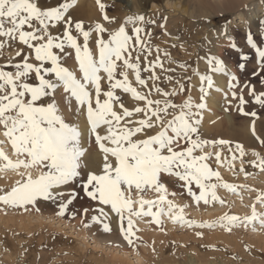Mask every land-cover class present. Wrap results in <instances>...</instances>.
Returning a JSON list of instances; mask_svg holds the SVG:
<instances>
[{
	"label": "snow or ice",
	"instance_id": "6c2138e0",
	"mask_svg": "<svg viewBox=\"0 0 264 264\" xmlns=\"http://www.w3.org/2000/svg\"><path fill=\"white\" fill-rule=\"evenodd\" d=\"M96 2L103 20L113 23L114 19L105 11V4L101 0ZM75 4L76 0H59L55 5L47 0H0V37L18 40L28 49L17 51L22 57L19 62L0 65V127L17 156L13 162L0 147V161L4 162L0 172L12 170L21 176L10 190L0 189V204L27 211L30 205L36 207L38 201L51 202L58 208L57 215L75 217V203L83 195L97 205L108 206L107 211L105 207H98L97 214L90 217L91 222L103 223L101 217L107 219L114 213L129 245H133L135 236L133 216L152 217L157 225L161 223L160 216L166 214L174 223L189 227L220 226L231 231L238 223L246 222L247 225L255 221L264 227V214H258L255 208L250 217L225 214L216 223L208 224L186 220L183 208L176 214V206L167 198L165 178L183 182L181 187L187 189L188 196L197 204L201 201L208 204L211 200L223 205L225 201L217 196V187L233 193L237 191L234 185L226 182L222 185L209 183L213 178L220 181L222 177L207 163L212 154L204 152L210 144L229 145L228 151L232 152L231 142L200 138L201 110L206 104L194 102L191 96L179 104L170 99L184 93L183 83L177 80L178 88L173 87L171 91L157 84L160 77L155 69L163 68L159 49L156 60L141 67V55L145 58L151 55V49L144 42L143 25L154 23L153 20L133 14L117 30L109 31L100 22L86 26L83 21L74 20L70 10ZM261 23L264 25V21ZM128 25L132 26L131 34ZM224 36L228 47L239 55L236 71L216 55L209 54L202 59L206 60L211 73L228 78L229 91L224 92V98L229 106L231 101H237V110L242 115L259 118L256 111H245L244 106L249 103L245 90L252 102L262 109L264 91L257 92L255 84L250 80L242 82L237 75L247 69L252 56L239 49L227 27ZM246 44L256 58L251 77H259L260 84L264 85V44L257 43L251 31L246 35ZM3 47L0 43V49ZM68 58L74 61L76 68L66 66ZM180 67L186 69L187 65ZM118 68L122 78H117ZM129 70L134 74V82L129 78ZM142 72L149 75L144 77ZM193 74L199 78L200 100L203 101L215 81L198 69H194ZM105 79L106 88L102 86ZM191 79L188 77L189 81ZM166 80L171 83L173 77L167 76ZM215 90L222 91L218 87ZM156 94L164 99L152 98ZM81 118L86 122L88 135L94 137L103 154L99 172L84 163L88 148L84 146L85 133L76 122ZM251 130L264 144V139L256 133L255 121ZM235 148L244 155L242 145L236 144ZM197 150L202 154H194ZM253 155L260 156L256 152ZM215 159L221 160L219 153L215 154ZM253 164L264 171V157ZM20 169L25 171L19 172ZM33 171L37 175L34 176ZM133 190L145 194L146 190H155L160 194L159 199L146 200L141 196L138 200L140 210L135 211L137 201L128 195ZM260 202L264 204V197ZM153 208L159 210L154 212ZM81 211L87 216L91 209ZM84 226L90 225L85 223ZM103 230L111 232L112 229L108 223H103Z\"/></svg>",
	"mask_w": 264,
	"mask_h": 264
},
{
	"label": "rangeland",
	"instance_id": "374dc122",
	"mask_svg": "<svg viewBox=\"0 0 264 264\" xmlns=\"http://www.w3.org/2000/svg\"><path fill=\"white\" fill-rule=\"evenodd\" d=\"M130 1L118 0V3L126 8L130 6ZM172 1L181 2L182 11L179 8L174 9L171 7L162 9L161 6H165L166 0L155 1L158 5L157 9L161 8L163 11L160 9L153 18L156 27V34L154 33L155 57L153 59L154 61L156 60L157 49H159L158 55L163 63V68L157 67L155 74L160 77L157 84L165 91H171L173 87L178 88L177 80L185 85L184 93L170 98L173 102L177 104L183 103L191 96L194 102L208 104L212 89L208 91V95L201 101L200 97L202 94L199 92V78L193 74V70L198 69L201 74L211 75L214 80L215 73L209 71L206 60L202 59L206 55L219 56V51L221 53L224 52L225 59L226 57L228 58V60L226 59L227 65H232L236 71V64L239 60L237 51H233L230 47L227 48L228 42L223 44L218 36H224L225 27H227L228 33L232 31L233 39L239 49L252 56L247 69L243 72H237L240 80L242 82L250 80L251 83L256 85L257 92L264 91V85L259 82L260 78L251 77V72L256 68V58L253 51L246 44V35L249 31H251L257 43L264 44V25L261 23L264 21V0H256L260 3L261 11L254 21L246 25L241 24L240 13L245 14V17L246 15L248 16V2L234 9H228L220 5L216 0ZM151 7L152 5H147L146 10L149 11ZM105 11L109 17L115 20L114 17L117 13L114 9L105 7ZM127 14L121 13L123 21L130 16V14ZM167 14L175 19L182 18L176 23H170L171 20L166 19ZM131 28L132 26L128 27V30H131ZM105 38L107 39V34ZM223 38L226 37L224 36ZM0 43L4 44V47L0 49V64L3 65L9 61L12 63L19 62L22 57L17 55V51H28L27 47L22 44L13 49L14 43L8 38L0 37ZM219 45L220 47L223 46L219 48ZM216 48L221 50L216 51ZM165 53H168V55L166 56ZM180 65H187V68H182ZM141 67L143 68L144 65H141ZM168 69H173L174 71H168ZM120 71L121 69L118 68L117 78H122L119 75ZM148 75V72H142V76L147 77ZM104 76L106 77V74ZM167 76L173 77L171 83L167 82ZM188 77H192L191 81L188 80ZM152 98L164 99L159 94L154 95ZM245 99L249 101L244 106L245 111H256L259 118L242 115L236 109L237 117L233 126L225 123L221 130L213 132L209 136L207 133H203L200 137L208 141L218 142L219 140H225L231 142L232 152L228 151L229 145L220 146L219 144L206 146L204 152L212 154L207 163L213 171H218L222 177L220 181L213 178L209 183L222 185L226 182L234 185L237 191L233 193L223 187H217V196L225 201L223 205L219 201L211 200L208 204L203 203V201L197 204L192 197L188 196L187 189L181 187L180 184L183 182H178L174 178L164 181L168 188L167 198L176 206V214H179V208H183L185 219L194 222V224L216 223L225 214L236 215L240 218L250 217L253 208L258 214H264V204L260 202L261 198L264 197V171H261L259 167L253 164L254 161L259 163L260 157H264V144H261L256 139L251 130L252 123L255 121L256 133L261 139H264V109L252 102V97L248 95L247 90H245ZM235 106L237 108V101H235ZM202 113L203 111L201 110V116ZM246 125L248 126V135L241 136L229 130L235 131ZM232 134L236 135L232 138ZM236 144L243 146V156L236 150ZM5 146V140L0 138V147L15 162L13 149L10 150ZM9 146H11L10 142ZM8 150L13 153V156ZM254 152L259 153L260 156H254ZM216 153L220 154V161L215 159ZM194 154L199 155L202 153L197 150ZM233 155L236 156L235 160L232 159ZM3 163V161H0V166ZM22 170L20 169L19 172L25 171ZM18 180H21V176L17 171L6 170L0 172V189L7 188L10 190ZM194 186L193 189L195 191L196 188ZM174 192L176 195L173 196L172 193ZM131 193L134 194L131 195L132 199L137 201L134 204L135 211L140 210L138 200L141 196L146 200H158L160 195L155 190H150L149 192L146 190V194L138 191H132ZM131 193H128V195ZM94 202L81 195L73 209L77 213L75 217L71 214L57 215V207L50 209V211L37 204L36 207L28 206V210L25 211L22 208H12L0 204V264H192L191 262L193 264H227L229 262H226L228 257H231V261L234 257L235 261L237 258L243 259V261H238L240 262L239 264H264V227H261L258 221L247 225L246 222L238 223L229 231L227 227L200 228L174 223L172 218L168 216L167 219H165L166 217L164 218L166 214L160 216L161 223L159 225L151 217L150 225L148 223L149 226L144 227L136 224L135 220L138 217L133 216L135 218H132L134 219L135 236L133 237V245H129L121 232L114 239L113 235H111L113 232L108 234L103 230V223L91 222L90 217L97 214L96 209L99 207ZM37 207L38 211L36 210ZM163 207L166 212L167 204ZM215 207L216 209H213ZM83 208L92 210L88 212L87 216H84L81 211ZM146 209L147 206H145ZM209 209L210 211L205 214ZM158 210V208H153L154 212ZM127 215L126 212L125 216ZM102 218L101 220L105 221ZM85 223L90 226L85 227ZM197 234L198 236L195 238ZM197 237L198 243L193 240L195 239L196 241ZM108 238L110 239L108 240ZM199 238H201V242ZM211 238H214L212 239L213 243L211 242V245L209 243L208 245L207 243L205 244ZM96 242L100 245L97 248H95ZM194 245L201 246V248L196 250ZM205 247L208 248L206 249ZM210 248L214 249L211 250ZM196 259L199 261L197 262ZM247 259L248 261H246Z\"/></svg>",
	"mask_w": 264,
	"mask_h": 264
},
{
	"label": "bare ground",
	"instance_id": "6f19581e",
	"mask_svg": "<svg viewBox=\"0 0 264 264\" xmlns=\"http://www.w3.org/2000/svg\"><path fill=\"white\" fill-rule=\"evenodd\" d=\"M48 1V0H47ZM156 0H131L130 1V6L124 8L122 6V4L118 3V0H101V3H104L105 4V7L106 8H111V9H114L116 11V16L114 17L115 20L113 23H108L107 21H104L103 18H102V13L99 9V5L97 4L96 0H76V4L75 6L70 10V14L72 16V18L76 21H83L84 24L87 26V25H92V24H95L96 22H100V23H103L105 25L106 28H109L111 29V31H115L117 30L122 24H123V16H121V13H124V14H127V15H133V14H142V15H145L146 17L150 18L151 20L155 21L153 18L154 16L157 15V12H159V10L162 8V9H169L168 7H171V8H174V9H180L182 11V4L181 2H174L172 0H166V3H165V6H161V8L157 9L158 5L156 4L155 2ZM220 5H223L225 8H228V9H234L236 8L237 6H240V5H243L245 3L248 2V16L246 15L245 17V14H243L242 12L240 13V18H241V24L243 25H246L247 23H251L252 21H254L255 18L258 17L260 11H261V7H260V3H258L256 0H241V1H237V0H216ZM59 2V0H49V4H52V5H55ZM147 5H152L151 9L149 11L146 10V6ZM247 5V4H246ZM161 9V10H162ZM127 11V12H126ZM163 11V10H162ZM180 11V12H181ZM159 14V13H158ZM169 14V13H168ZM166 16V19H170V23H176V21H178L179 19H181L182 17H179L178 19L176 18H172L170 17V15ZM184 16V15H182ZM125 17V16H124ZM112 18V17H110ZM156 23V22H155ZM169 23V25H170ZM157 24V23H156ZM164 24V23H163ZM161 25V23H160ZM159 25V26H160ZM131 25H128V27H130ZM164 27V25H162ZM144 29H145V32L143 34L144 36V42H145V45L151 49V55H148L147 58H145V56L142 54L141 55V65H145L148 61H154V57H155V42H154V36H155V24L154 23H149V24H145L143 25ZM160 29V28H159ZM169 29V28H168ZM165 30V29H163ZM170 30V29H169ZM167 31V30H166ZM129 32L131 33V30L129 29ZM165 32V31H164ZM150 33V35H149ZM155 33V34H154ZM229 35L233 37V33L232 31H229ZM106 36V34H105ZM219 36V39L221 40L220 42H222L223 44L227 43L228 40L227 38H223L221 37L220 35ZM93 39H95V34H93ZM12 41V40H11ZM219 42V43H220ZM13 45H14V48L15 49L16 47H18L19 45H21L18 40L17 41H13ZM218 43V44H219ZM221 45V44H220ZM219 45V48H221ZM218 46V45H217ZM227 46V44H226ZM228 48V46H227ZM224 49V48H222ZM216 51L218 50H221V49H218L216 48L215 49ZM2 52V51H1ZM223 52V51H222ZM221 51H219V56L221 59H224L225 62H226V59L228 60V58L226 57L225 59V56L223 55V53H221ZM135 56V53L133 54ZM8 60V59H6ZM227 64V63H226ZM0 65H3V64H0ZM205 65V64H204ZM66 66L70 67V68H76L77 66L75 65L74 61L71 59V58H68L67 61H66ZM228 66H230L229 68L232 70V71H235L233 66L228 64ZM78 70V69H77ZM104 75V74H102ZM129 78L130 80H132L134 82V74L129 70ZM214 81H215V84H214V87L212 88V91H211V95L209 97V101H208V104H206V107L202 110L203 113H202V119H201V124H200V133L203 134V133H207L208 136L209 134H212L213 132H216V131H219L223 128L224 124L225 123H228L229 125L233 126V124L235 123L236 121V106H235V101H231V106H229L228 102L225 100L224 98V92H228L229 89H228V78L227 77H224L223 75L219 74V73H215L214 74ZM152 83V82H151ZM151 83H149V87H151ZM102 86L104 88L107 87V81L106 79L104 81H102ZM134 86L135 83H134ZM220 88L222 89V91H216L215 89L216 88ZM132 106V102L129 100V107ZM230 107V108H229ZM226 108H228L229 110H225ZM238 111V110H237ZM239 114V113H238ZM73 119L75 120L76 118L73 117ZM79 126L81 127V129L84 131L85 133V142H84V146L86 148H88V152L86 153V156L84 158V163H86L88 165V168L93 170V171H97L99 172L102 168V153L100 152L99 148H98V145L95 144L94 142V137H90L88 135V127L86 125V122L83 118L79 119L76 121ZM234 128V127H233ZM231 130L232 132L234 133H237V134H240L241 136L243 135H248V126L246 125L245 127H242L238 130H235L233 131L232 129H229ZM236 135V134H232V138L233 136ZM0 138L5 140V147L8 149H12L11 146H9V142L7 141V139L4 137L3 135V128L0 127ZM9 151V150H8ZM14 151V150H12ZM11 151H9L10 153ZM11 155L13 156V153L11 152ZM14 158L17 159V156L14 155ZM211 168V167H210ZM24 170V169H23ZM22 170V171H23ZM33 175H37V173L35 171H33ZM173 179V178H171ZM166 180H170V178H165L164 181ZM175 180V178H174ZM181 185V184H180ZM195 187V186H194ZM3 190H9L7 188H2ZM171 189V188H170ZM194 190V189H193ZM197 189H195L196 191ZM133 191H136V190H133ZM150 190H148L149 192ZM173 191H175L173 189ZM172 191V192H173ZM185 191V190H183ZM187 191V190H186ZM137 192V191H136ZM135 193V192H133ZM175 193V192H174ZM197 194H198V190H197ZM130 195H134V194H130ZM137 195V194H135ZM184 196H186L184 194ZM95 203V202H94ZM37 204H39L41 207H45V209L47 208L48 210H52V209H55L56 208V205L52 204L51 202H44V201H38ZM91 204V203H90ZM82 206V205H81ZM83 207V206H82ZM99 207H105V210L107 211L108 209V206H100ZM33 208V207H31ZM38 208V207H37ZM212 209V208H211ZM213 209H216L213 208ZM212 209V210H213ZM50 210V211H51ZM92 210V209H91ZM209 210H207L205 212V214L207 212H209ZM43 212V211H42ZM47 212V211H46ZM56 212V211H55ZM49 213V211H48ZM50 214V213H49ZM166 217V218H165ZM41 218H43L41 216ZM51 218V217H50ZM134 218V217H132ZM151 217H141V218H136L135 222L136 224H140L141 226H149L150 225V222L152 219H150ZM165 219H167V215L164 216ZM48 219V218H47ZM104 219V218H102ZM135 219V218H134ZM133 219V220H134ZM105 221H103V223H108L110 228L112 229L111 230V233L113 232V237L114 239H116V237L119 235V232L120 231V222H119V218L114 214V213H110L109 214V217L107 219H104ZM127 223V221L124 222V224ZM149 223V225H148ZM260 224V223H259ZM258 224V225H259ZM152 225V224H151ZM97 227V226H96ZM109 234V232H107ZM111 235H109L110 237H112ZM197 235H195V238H196ZM194 238V237H193ZM110 238H108L109 240ZM191 239V238H190ZM201 238H199V241L201 242L200 240ZM205 239V238H204ZM214 239V238H211V240ZM107 240V239H106ZM194 242L198 243V237H197V240L195 241V239H193ZM210 239L207 240L205 242V244L208 243L211 245V242L213 243V240L211 241ZM108 242V241H107ZM195 243V244H196ZM100 245L98 244V242H96V245H95V248L99 247ZM194 248L196 250H199L201 248V246H195L194 245ZM206 248V247H205ZM208 248V247H207ZM206 248V249H207ZM215 248V247H214ZM212 248V249H214ZM204 249V247H203ZM211 249V248H210ZM211 249V250H212ZM207 251V250H206ZM235 251V250H234ZM254 251V250H253ZM204 252V251H203ZM125 253V252H123ZM197 253V251H196ZM202 253V252H201ZM247 253V252H246ZM251 253V252H250ZM249 253V254H250ZM126 254V253H125ZM228 255V254H227ZM237 255V254H235ZM240 255V254H239ZM195 256V255H194ZM198 256V255H197ZM231 256V254H230ZM233 256V255H232ZM234 257V256H233ZM241 258V255L239 256ZM244 258V256H242ZM259 257V256H258ZM198 258H200L198 256ZM197 258V259H198ZM231 257H228V260L226 259V262L229 261L227 264L229 263H233L235 261V257L232 259V261L230 260ZM237 258V257H236ZM196 261L198 262L199 260ZM202 259V257H201ZM238 259V258H237ZM236 261L238 262L240 259H238ZM213 260V259H212ZM225 260V259H224ZM201 261V260H200ZM231 261V262H230ZM234 262V263H237V262ZM240 261H243L240 260ZM248 261V259L246 260ZM202 262V261H201ZM224 262V261H223ZM222 262V263H223ZM193 264V262H191ZM209 263V262H207ZM211 263V261H210ZM225 263V262H224ZM233 263V264H234ZM240 262H238L237 264H239ZM197 264V263H195ZM201 264V263H200ZM203 264V263H202ZM212 264V263H211ZM226 264V263H225Z\"/></svg>",
	"mask_w": 264,
	"mask_h": 264
}]
</instances>
